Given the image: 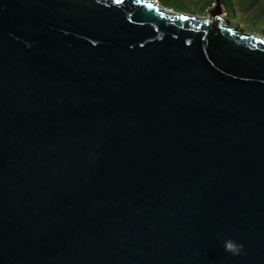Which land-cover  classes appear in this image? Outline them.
Here are the masks:
<instances>
[{
    "label": "water",
    "instance_id": "95a60500",
    "mask_svg": "<svg viewBox=\"0 0 264 264\" xmlns=\"http://www.w3.org/2000/svg\"><path fill=\"white\" fill-rule=\"evenodd\" d=\"M216 4L0 0V264H264V37Z\"/></svg>",
    "mask_w": 264,
    "mask_h": 264
},
{
    "label": "rangeland",
    "instance_id": "374dc122",
    "mask_svg": "<svg viewBox=\"0 0 264 264\" xmlns=\"http://www.w3.org/2000/svg\"><path fill=\"white\" fill-rule=\"evenodd\" d=\"M176 0H157L164 8L172 11L183 12L200 18H205L208 11L216 5V0H182L180 4H173ZM221 8V16L233 28L239 31L253 33L264 37V0H228L231 3L230 9H225L221 0H217ZM244 7L237 8L236 3ZM258 11L253 10L258 4L261 5ZM196 5V6H194ZM256 9V8H255Z\"/></svg>",
    "mask_w": 264,
    "mask_h": 264
},
{
    "label": "trees",
    "instance_id": "16d2710c",
    "mask_svg": "<svg viewBox=\"0 0 264 264\" xmlns=\"http://www.w3.org/2000/svg\"><path fill=\"white\" fill-rule=\"evenodd\" d=\"M159 1V0H158ZM182 2V0H176L173 4H180ZM221 5L225 8V9H230L231 8V3H229V1L228 0H221ZM261 4V3H260ZM236 5H237V8H239V7H244V5L243 6H241L240 5V3H236ZM194 6H196V5H194ZM262 7V4L261 5H257V6H255L254 8H253V10H255V11H258V8H261ZM256 8V9H255Z\"/></svg>",
    "mask_w": 264,
    "mask_h": 264
},
{
    "label": "clouds",
    "instance_id": "9594fccd",
    "mask_svg": "<svg viewBox=\"0 0 264 264\" xmlns=\"http://www.w3.org/2000/svg\"><path fill=\"white\" fill-rule=\"evenodd\" d=\"M228 247H229L230 249H233V250L238 251V246H235V245H233V244H231V243H229Z\"/></svg>",
    "mask_w": 264,
    "mask_h": 264
},
{
    "label": "snow or ice",
    "instance_id": "6c2138e0",
    "mask_svg": "<svg viewBox=\"0 0 264 264\" xmlns=\"http://www.w3.org/2000/svg\"><path fill=\"white\" fill-rule=\"evenodd\" d=\"M117 3L121 2V0H116Z\"/></svg>",
    "mask_w": 264,
    "mask_h": 264
},
{
    "label": "bare ground",
    "instance_id": "6f19581e",
    "mask_svg": "<svg viewBox=\"0 0 264 264\" xmlns=\"http://www.w3.org/2000/svg\"><path fill=\"white\" fill-rule=\"evenodd\" d=\"M215 6H217V4H216ZM215 6H214V7H215ZM219 7H220V6H219ZM220 11H221V8H220Z\"/></svg>",
    "mask_w": 264,
    "mask_h": 264
}]
</instances>
